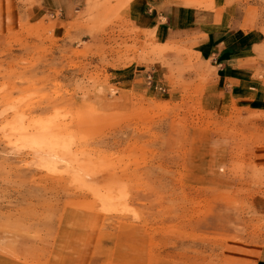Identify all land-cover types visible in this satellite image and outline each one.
Instances as JSON below:
<instances>
[{
	"label": "rangeland",
	"instance_id": "374dc122",
	"mask_svg": "<svg viewBox=\"0 0 264 264\" xmlns=\"http://www.w3.org/2000/svg\"><path fill=\"white\" fill-rule=\"evenodd\" d=\"M129 1L0 0V264H253L264 247V101L226 99L197 36L161 43ZM228 2L251 10L258 73L264 0Z\"/></svg>",
	"mask_w": 264,
	"mask_h": 264
},
{
	"label": "crops",
	"instance_id": "0c3cea01",
	"mask_svg": "<svg viewBox=\"0 0 264 264\" xmlns=\"http://www.w3.org/2000/svg\"><path fill=\"white\" fill-rule=\"evenodd\" d=\"M51 3L62 16L74 6V0ZM127 17L161 43L176 35L197 36L195 50L211 59L217 89L226 99L243 107L264 101V70L256 72L261 64L254 53L260 35L249 7L240 10L228 0H130ZM257 157L264 160V151ZM251 251L257 253L253 264H264V247Z\"/></svg>",
	"mask_w": 264,
	"mask_h": 264
},
{
	"label": "bare ground",
	"instance_id": "6f19581e",
	"mask_svg": "<svg viewBox=\"0 0 264 264\" xmlns=\"http://www.w3.org/2000/svg\"><path fill=\"white\" fill-rule=\"evenodd\" d=\"M95 166H96V165H95ZM96 167H99V166H96ZM96 167H95V168H96ZM93 168H94V167H93ZM92 175H93V174H92ZM93 177H95V176H93ZM110 195H111V194H110ZM105 196H106V195H105ZM121 197H122V196H121ZM102 198H103V197H102ZM117 198H118V196H114V195H113V196H108V195L106 196V199H108V201L111 200V199H114V200H115V199H117ZM119 199H120V198H119ZM111 201H112V200H111ZM119 205H120V204H119Z\"/></svg>",
	"mask_w": 264,
	"mask_h": 264
}]
</instances>
